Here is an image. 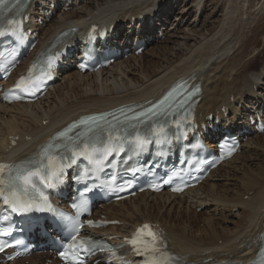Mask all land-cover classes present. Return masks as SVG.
<instances>
[{"label": "bare ground", "instance_id": "bare-ground-1", "mask_svg": "<svg viewBox=\"0 0 264 264\" xmlns=\"http://www.w3.org/2000/svg\"><path fill=\"white\" fill-rule=\"evenodd\" d=\"M235 1L89 0L74 12H64L65 17L62 19L65 21L54 23L53 29L43 32L45 36L52 32L54 35L56 31L70 24L80 26L93 21L108 23L109 26L114 24L122 29L126 20L132 23L133 15L139 12L149 14L152 11L159 13L156 21L158 28L165 29V25L171 20L169 30L175 27L178 29L170 32L165 46L156 44L152 50H145L146 54L151 52L152 56L148 64L142 62L144 51L139 56L115 62L109 68L97 72V76L103 78L102 82L94 81V85L89 84L86 87L82 84L83 74L77 71L76 77L80 79L78 82L74 81L73 85H80L81 88L78 89L77 86L78 88L64 91L62 85L56 84L46 97L53 94V91H58L59 100L55 99V105L44 107L41 113L28 109L41 104L45 98L36 104L0 106V159L22 157L35 149L54 130L82 113L128 102L139 104L151 98L155 99L179 76L180 79L189 78L191 82L201 83L203 92L199 110L203 115L215 112L223 105L233 108L234 104L238 107L242 104L239 109L243 114L251 101L264 96V1L262 8L255 15L257 21L239 24L240 28L236 27V23L241 20L242 7ZM248 2L250 7L253 6V0ZM194 11V21L188 24ZM199 14L204 17V21L201 20L202 24L197 29ZM101 15L104 17L97 21ZM185 21L187 23L182 27ZM254 21L256 23H253ZM152 28L153 26H150L148 30ZM229 34H232L233 38L223 40ZM230 50L234 52L230 53ZM260 62L261 67L257 70ZM144 81L150 83L141 86ZM87 95L89 98H84ZM72 98L76 99L75 103L66 105ZM19 109L21 112L14 114ZM7 111L10 118L5 116ZM48 119L51 123L47 122ZM44 122L46 123L43 124ZM14 136H20V139L17 146L10 147L11 137ZM25 136H31V139L26 140ZM259 148L262 152H256ZM242 153L245 154L244 161L249 162L244 166H235L233 174L228 171L226 178L235 179L231 181L235 184L220 190L221 186L213 180L221 169L240 159ZM242 153L220 165L199 187L188 190L182 196L145 192L134 199L109 205L106 212L112 218L125 221L122 227L111 228V234L116 231H131L140 222L158 221L165 228L171 248L181 254L182 259L187 262L197 263L206 259L212 262L216 259L231 260L248 256L256 248L260 232L264 231V134L251 137L244 144ZM238 174L242 178L240 184L236 182ZM225 183L226 181L222 185ZM216 189L220 191L217 192ZM246 195L249 196L248 199H245ZM213 201L219 202L224 210L243 208L242 213H236L240 218L239 229L231 231L222 226L220 219L218 222L214 218H204L201 213H197V207ZM185 204L187 205L184 206ZM173 211L178 213V218L171 215ZM145 212L148 214H144ZM131 215L133 217H130ZM220 239L225 241V246L218 243Z\"/></svg>", "mask_w": 264, "mask_h": 264}, {"label": "rangeland", "instance_id": "rangeland-1", "mask_svg": "<svg viewBox=\"0 0 264 264\" xmlns=\"http://www.w3.org/2000/svg\"><path fill=\"white\" fill-rule=\"evenodd\" d=\"M91 1V0H90ZM262 1V2H261ZM263 1L264 0H253V6H251L250 7V3L248 2V0H236L235 1V3L236 4H241L240 5V7H242V9H240V14H241V20H240V22H238V23H236L237 25H236V27L238 28H240V26L242 25V24H245V23H250V22H252V20H256L257 21V19L255 18V15L256 14H258V12H259V9H261L262 8V5H263ZM83 5V4H82ZM264 6V5H263ZM81 7V6H80ZM79 7V8H80ZM193 9V8H192ZM75 10H77V9H75ZM194 10H196V8H194ZM71 12V11H70ZM72 12H74V10L72 11ZM191 12V11H190ZM65 13H67V12H65ZM64 14V12L62 13V12H60L58 15H56L57 17L55 18V20L53 21V23L45 30V31H48V29H53L54 28V23H56L57 21H59V22H64L65 21V19H62V18H64L65 16L63 15ZM195 14V11L192 13V17H191V19H189L188 21H190L188 24H190V23H193V21H194V15ZM207 14V13H206ZM253 14H254V16H253ZM252 16H253V18H252ZM215 19L217 18V16H215L214 17ZM219 18H220V16H219ZM60 19H62V20H60ZM193 19V20H192ZM201 20H202V22L204 21V17L203 16H200V14L198 15V20L196 21L197 22V25H198V27H197V29L198 28H200V25L202 24L201 23ZM256 21H254L253 23H256ZM242 22V23H241ZM245 22V23H244ZM187 23V21H185V22H183V24H182V27L185 25ZM239 24H241V25H239ZM53 26V27H52ZM203 26V25H202ZM201 26V27H202ZM43 30V31H44ZM44 31V32H45ZM44 34V33H43ZM168 37H170V34H169V36ZM167 37V38H168ZM166 38V40L165 41H162V42H160V43H158V44H160L161 46H165L166 44H167V39ZM230 38V39H229ZM233 38V36H232V34H229L228 35V37L227 38H224L223 40H225V41H227L228 39L229 40H231ZM262 39H263V43H264V38L262 37ZM169 45H172L171 43H168ZM155 46V45H154ZM153 46V47H154ZM152 50L153 48H152V46H150L146 51H149V50ZM146 51H145V54H144V59H143V63H145V64H148V62L152 59V56H151V52H148L147 54H146ZM258 51V50H257ZM257 51H255V54H257L256 52ZM234 52V50H230V53H233ZM188 54V53H187ZM251 56H253V54H251ZM263 59H264V54H263ZM262 59V60H263ZM260 60V59H259ZM261 61V60H260ZM141 62V61H140ZM262 62V61H261ZM261 62L258 64V66L256 67V69L258 70V69H260V67H261ZM136 63V62H135ZM137 64H139V62H137ZM210 66V64L209 65H207V68ZM206 66H204V68H205ZM76 74H77V71H75V70H73V72L71 71V73H68L67 74V76H65L63 79H61L58 83L59 84H57V85H62V87H63V89L62 90H64V91H67L68 89H73V88H76L78 85L77 84H74L73 85V82L75 81V82H78V80L80 79V78H78V77H76ZM90 77H89V76ZM88 76V77H87ZM181 76H179V77H177V78H180ZM82 79H83V83L82 84H85L84 86L86 87L87 85H89V84H91V85H94L93 84V82L94 81H98L99 83H101L102 82V77L101 76H97V73H94V74H86V75H83V77H82ZM98 79H100V80H98ZM150 83V82H149ZM148 82H146V81H144L143 82V84H141V86L142 85H148L149 84ZM64 84V85H63ZM79 87V88H78ZM77 88L78 89H80L81 87H80V85L78 86ZM89 89V88H88ZM59 91H61V90H59ZM58 98V99H57ZM84 98H86V99H88L89 98V95H87L86 97H84ZM59 100V95H58V91H53V94H51L49 97H45V100H43L42 101V103L41 104H39L38 103V105L37 106H35V107H33V108H30V109H28V110H32L33 109V111H37V112H39V113H41V112H43L44 111V107H49V106H53V105H55V103H54V101H56V100ZM75 101H76V99L74 98H72L71 100H69V101H67L65 104L66 105H68V104H73V103H75ZM59 102V101H58ZM36 104V103H35ZM14 105V104H13ZM13 105H11V106H9V107H12ZM2 112V111H1ZM21 112V109H19L18 111H16V112H14V114H19ZM13 114V115H14ZM5 116H8V118H10L11 116H10V114H9V112L7 111L6 113H5ZM44 117V116H43ZM43 121H45V118H43L42 119ZM47 122L48 123H51V121H50V119H48L47 120ZM27 123H29V122H27ZM1 124H2V119H0V127H1ZM45 124V123H44ZM34 125V124H33ZM261 135H263V134H261ZM257 136V135H256ZM256 136H253V138L254 137H256ZM256 152H262L261 151V148H259ZM245 153V152H244ZM243 154V153H242ZM244 155V156H243ZM243 155H241L240 157V159H238L236 162H233L232 164H230V165H227V166H225L223 169H221V171L219 172V174H217V176L215 177V179L213 180V182H215V183H217L218 184V186L220 185L221 187H220V190H221V188L222 189H228L232 184H235V182H231V181H235V179H228V178H226L227 176V174H228V171H231V174H233V171H234V168H235V166H241V165H243L244 166V164L246 163H248L249 162V160H247L246 162L244 161V159H243V157H245V154H243ZM243 162V164H241ZM230 174V173H229ZM239 175V177L236 179V182L238 183V184H240V183H242V178H241V175L240 174H238ZM228 179V180H227ZM226 181V183H225V185L223 186L222 184H224V182ZM228 181H230L229 183H228ZM231 183V184H230ZM232 188V187H231ZM217 190V192H219L220 190H218V189H216ZM221 194V193H220ZM230 196L232 195V193H230L229 194ZM202 197H204V196H202ZM247 197H249L248 195H246V198L245 199H248ZM194 202H196V199H194ZM205 205L207 204V206H210L209 208H207L206 207V210L208 211V212H204L205 211V209L202 211V212H200L201 214H202V216L204 217V218H214V219H216V220H218V222H219V219L221 220V223H222V226L224 227V228H226V229H229V230H231V231H235L236 229H239L240 227V218H239V216L237 217V215H236V213H242L243 212V208L242 207H240V208H234L233 209V211H231L230 209H226V210H224L223 209V206L219 203V202H216V201H213V202H210V203H204ZM203 204V205H204ZM187 204H185L184 206H186ZM189 205V204H188ZM202 205V206H203ZM183 206V207H184ZM182 207V208H183ZM197 208H199V207H197ZM196 208V210H198ZM221 208V209H220ZM238 209V210H237ZM218 210V211H217ZM242 210V211H241ZM154 213H155V211H154ZM171 215L172 216H175L176 218H178V213L176 212V211H173V212H171ZM188 224V222H186L185 223V225H187ZM241 226H242V224H241ZM219 244L221 245V246H225V241H222V239H220L219 241ZM223 243V244H222Z\"/></svg>", "mask_w": 264, "mask_h": 264}, {"label": "snow or ice", "instance_id": "snow-or-ice-1", "mask_svg": "<svg viewBox=\"0 0 264 264\" xmlns=\"http://www.w3.org/2000/svg\"><path fill=\"white\" fill-rule=\"evenodd\" d=\"M0 2H2V0H0ZM25 84V81H21V84L19 86H23ZM103 117L102 116H93V117H88L86 121H81V123H87L88 121H91V122H98L100 120H102ZM73 127H76V125H74ZM139 140V138H137ZM141 143H144L146 141H139ZM87 150V145H85V151ZM94 151L96 149H93ZM81 154H84V153H81ZM49 163H53V158H49ZM5 168V165H0V171H2L3 169ZM29 176L31 175H39L38 172H35V173H28ZM23 178V177H22ZM25 182L27 183V180L25 179ZM13 195H15V193H13ZM0 196H5V199L8 200V196L5 195V191L3 189H0ZM10 203L13 204V208L14 210L16 211H19V212H26L30 209V205L29 204H26V203H19V202H16V201H9ZM41 211H43L44 209H39ZM91 223V222H89ZM138 237L133 239L131 242L133 244H136V243H140V244H143L144 245V250L145 251H155V245L157 243V240H158V237L156 235L155 232L152 231L151 227L149 225H144L143 228H141L140 230H138ZM150 237L151 238V244H149L147 241H145L144 239H142V237ZM137 251H140V249L138 248ZM153 264H155V262H153Z\"/></svg>", "mask_w": 264, "mask_h": 264}]
</instances>
